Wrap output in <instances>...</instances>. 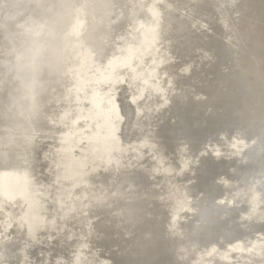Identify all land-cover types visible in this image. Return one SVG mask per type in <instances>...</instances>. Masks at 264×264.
Wrapping results in <instances>:
<instances>
[{
  "label": "bare ground",
  "instance_id": "bare-ground-1",
  "mask_svg": "<svg viewBox=\"0 0 264 264\" xmlns=\"http://www.w3.org/2000/svg\"><path fill=\"white\" fill-rule=\"evenodd\" d=\"M77 257L264 264V0H0V264Z\"/></svg>",
  "mask_w": 264,
  "mask_h": 264
},
{
  "label": "snow or ice",
  "instance_id": "snow-or-ice-1",
  "mask_svg": "<svg viewBox=\"0 0 264 264\" xmlns=\"http://www.w3.org/2000/svg\"><path fill=\"white\" fill-rule=\"evenodd\" d=\"M153 7H155V6H153ZM53 252H54V249H53ZM48 264H51V260L48 261ZM57 264H59V262H57ZM77 264H81L79 257H77Z\"/></svg>",
  "mask_w": 264,
  "mask_h": 264
}]
</instances>
